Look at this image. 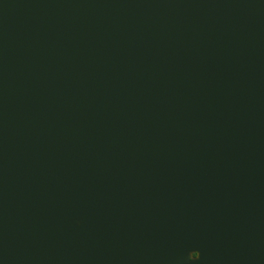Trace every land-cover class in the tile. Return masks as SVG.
I'll return each instance as SVG.
<instances>
[{"label": "water", "instance_id": "obj_1", "mask_svg": "<svg viewBox=\"0 0 264 264\" xmlns=\"http://www.w3.org/2000/svg\"><path fill=\"white\" fill-rule=\"evenodd\" d=\"M0 264H264V0H0Z\"/></svg>", "mask_w": 264, "mask_h": 264}]
</instances>
